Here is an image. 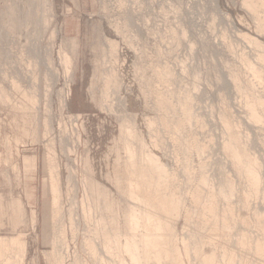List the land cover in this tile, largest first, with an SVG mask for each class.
Returning <instances> with one entry per match:
<instances>
[{
    "label": "rangeland",
    "instance_id": "1",
    "mask_svg": "<svg viewBox=\"0 0 264 264\" xmlns=\"http://www.w3.org/2000/svg\"><path fill=\"white\" fill-rule=\"evenodd\" d=\"M6 1L0 255L13 238L20 264H55L53 246L112 264L146 233L124 264H264V0H42L22 22ZM127 208L157 221L129 226L137 241Z\"/></svg>",
    "mask_w": 264,
    "mask_h": 264
},
{
    "label": "bare ground",
    "instance_id": "2",
    "mask_svg": "<svg viewBox=\"0 0 264 264\" xmlns=\"http://www.w3.org/2000/svg\"><path fill=\"white\" fill-rule=\"evenodd\" d=\"M44 1H46V0H44ZM30 2H35V3H37V4H42V0H7V1H6V3H7V4H6V7H7V11H8V12L11 11L10 13H8L9 16H10L11 21H18V20L20 21L21 19H25L26 17H25V18L22 17V18L20 19L21 15H20V12L17 10L18 8L16 9V5L19 4V3H21V5H22V12H23V11L26 10V9H30V6H31V3H30ZM21 5H20V6H21ZM17 6H18V5H17ZM38 6H39V5H38ZM6 7H5V8H6ZM2 10H3V9H2ZM36 10H38V7H37ZM7 11H6V12H7ZM39 11H40V9H39ZM35 12L38 13L37 11H35ZM24 13L27 14V17H30V14H29L28 11L23 12V16H26V15H24ZM6 16H8V15H6ZM11 16H12V17H11ZM41 16H42V15H41ZM8 18H9V17H8ZM25 20H26V19H25ZM30 20H31V19H30ZM7 21L9 22L10 20H7ZM23 21H24V20H23ZM26 21H27V20H26ZM26 21H24V22H26ZM42 21H43V20H42ZM20 22H22V21H20ZM32 22H33V21H32ZM9 23H10V22H9ZM12 23H13V22H12ZM43 23H44V22H43ZM14 24H16V23L14 22ZM33 24H34V23H33ZM38 24H39V23H38ZM13 26H14V25H13ZM24 30H25V29H24ZM25 33H26V32H25ZM64 55H65V54H64ZM65 57H66V55H65ZM65 57H64V60H66ZM67 57H68V56H67ZM68 59H69V58H68ZM66 61H67V60H66ZM66 61H65V62H66ZM67 64H68V63H67ZM0 86H1V85H0ZM1 88H3V87H1ZM0 90H1V89H0ZM1 93H2V92H1ZM4 93H5V92H4ZM6 93H7V92H6ZM2 95H3V94H2ZM7 95H8V94H7ZM0 97H1V96H0ZM4 97H5V96H4ZM104 97H105V96H104ZM1 98H3V97H1ZM8 98H9V97H8ZM5 100H6V99H5ZM1 101L4 102V100H1ZM6 101H7V100H6ZM103 101H104V100H103ZM8 106H9V105H8ZM129 131H130V130H129ZM128 133H129V132H128ZM46 134H47V133H46ZM128 146H130V145H128ZM128 146H126V144H125V147H127V148H125V150L127 149L128 151H130L131 149H133V148H131V147H129V149H128ZM130 148H131V149H130ZM142 150H143V149H142ZM132 151H133V150H132ZM141 152H142V151H141ZM131 153H132V152H131ZM131 153L129 152V154H131ZM133 153H134V152H133ZM49 155H50V154H49ZM127 155H128V152H127ZM133 155H135V154H133ZM133 155L131 154L130 156L128 155V158L126 157V158L128 159L127 162H129V161H130L129 163H131V161L134 162V159H133L134 157H133ZM131 156H132V157H131ZM148 156H150V155H148ZM148 156H146L147 158H145L147 162L150 160V159H148ZM49 158H50V157H49ZM49 158H47V159H49ZM137 158H138V157H137ZM149 158H150V157H149ZM152 158H153V157H152ZM152 158H151V159H152ZM51 159H52V158H51ZM127 159H126V160H127ZM145 159H144V160H145ZM154 159L156 160V158H154ZM136 160H137V159H136ZM136 160H135V161H136ZM138 160L140 161L141 159H138ZM138 160H137V161H138ZM144 160H143V162H144ZM152 160H153V159H152ZM152 160H151V161H152ZM137 161H136V162H137ZM139 161H138V162H139ZM48 162H49V161H48ZM51 162H52V160H51ZM143 162H142V163H143ZM140 163H141V162H140ZM140 163H139V165H140ZM154 163H155V161H153V164H154ZM51 164H52V163H51ZM51 164L49 163L50 166H51ZM136 164H137V163H136ZM144 164H145V162H144ZM149 164H150V163H149ZM52 165H53V164H52ZM126 165L130 167V165H128V164H126ZM133 165L135 166V162H134V164L132 163V166H133ZM139 165H138L137 167H139ZM146 165L149 166L148 164H146ZM151 165H152V164H151ZM158 165H159V164H157V165H152V166L155 167V166H158ZM141 166H143V165H140V167H141ZM147 166H146V167H147ZM159 166H160V165H159ZM52 167H53V166H52ZM146 167H145V169H146ZM150 167H151V166H150ZM126 168H127V167H126ZM130 168H132V167H130ZM147 168H148V167H147ZM159 168L162 169L163 167H159ZM159 168H158V169H159ZM139 169H140V170H141V169L144 170V167H143V168H139ZM149 169H150V168H149ZM155 169H157V167H156ZM155 169H153V170H155ZM51 170H52V169H51ZM53 170H54V169H53ZM53 170H52V171H53ZM131 170H132V169H131ZM134 170H135V169H134ZM125 171H126V169H125ZM128 171H129V170H127V172H128ZM135 171H136V170H135ZM138 171H139V170H138ZM144 171H145V170H144ZM155 171H156V170H155ZM161 171H163V170H161ZM161 171H160V172H161ZM127 172H126V173H127ZM129 172H130V171H129ZM140 172H141V171H140ZM146 172H147V169H146ZM149 172L151 173V171H149ZM163 172H164V171H163ZM51 173H52V172H51ZM53 173H54V172H53ZM131 173H132V172H131ZM137 173H138V175H139V172H136V175H137ZM143 173H144V172H143ZM54 175H55V174H54ZM128 175H129V174H128ZM128 175H127V176H128ZM132 175H133V174H132ZM141 175H142V173H141ZM149 175H151V174H149ZM127 176H126V177H127ZM145 176H146V175H145ZM161 176H162V175H161ZM53 177H54V176H53ZM53 177L51 176V182H52V180H53V182H55V179H54ZM128 177L130 178V176H128ZM55 178H57L56 175H55ZM143 178H144V177H143ZM146 179H147V177H146ZM148 179L151 181V178L148 177ZM126 180H127V179H126ZM134 180H135V179H134ZM140 180H141V177H140ZM152 180H153V179H152ZM64 181H65V180H64ZM135 181H136V180H135ZM142 181H143V180H142ZM56 182H57V179H56ZM128 182H129V183H128V184H129L128 186H130V183H131L132 181H131V182L128 181ZM138 182H139V180H138ZM146 182H147V180H146ZM146 182H144V184H145ZM126 183H127V181H126ZM149 183H151V182H149ZM136 184H137V183H136ZM142 184H143V183H142ZM144 184H143V185H144ZM155 184H156V183H155ZM114 185H115V184H114ZM131 185H132V184H131ZM151 185H152V184H151ZM153 185H154V184H153ZM128 186H127V184H126V187H128ZM135 186H136V185H135ZM137 186H139V185L137 184ZM137 186H136V187H137ZM146 186H147V185H146ZM57 187H58V186H57ZM57 187H56V190L58 189ZM136 187H135V189H137ZM140 187H141V186H140ZM150 187H151V186H150ZM156 187H157V186H156ZM52 188L55 189V187H52ZM152 188H153V187H152ZM152 188H151V189H152ZM53 189H50V190H51V193L53 192ZM131 189H132V188H131ZM138 189H140V188H138ZM128 190H129V188H128ZM149 190H150V188H149ZM153 190H154V189H153ZM95 191H96V193L98 194L97 189H95ZM95 191H94V192H95ZM126 191H127V190H126ZM137 191H139V190H137ZM157 191H158V190H157ZM129 192H130V193H131V192L133 193V191L131 190V191L126 192V194L128 195ZM153 192H154V191H153ZM155 192H156V191H155ZM53 193H55V192H53ZM53 193H52L51 195L53 196V201H52L53 203H52V204L54 205V204H56V202L59 201V199H55V198L58 197L59 195L56 196V194L53 195ZM56 193L60 194L61 192L59 193L58 190H57ZM99 193H100V192H99ZM130 193H129V194H130ZM135 193H136V192H135V190H134V194H135ZM137 193H139V192H137ZM157 193H158V192H157ZM92 194H93V193H92ZM127 195H126V196H127ZM157 195H158V194H157ZM130 196H131V194L129 195V197H130ZM135 196H136V195H135ZM135 196L132 195V196L130 197V200L132 199V197H133L134 199L137 198V200H135V201H138V199H139V200L141 199V198H138V197H135ZM129 197H128V198H129ZM141 197H143V196H141ZM51 198H52V197H51ZM58 198H59V197H58ZM145 198H146V197H145ZM89 199H90V198H89ZM56 200H58V201H56ZM142 200H145V199H142ZM142 200H141V201H142ZM60 201H61V200H60ZM86 201H89V200H87V198H86ZM94 201L96 202V199H95ZM132 201H133V200H132ZM135 201H134V202H135ZM145 201H146V200H145ZM83 202H84V201H83ZM91 202H92V201H91ZM148 202H149V201H148ZM148 202L146 201V203H148ZM169 202L172 203L171 200H169ZM87 203H88V202H87ZM17 204H18V203H17ZM90 204H91V203H90ZM94 204H95V206H96V203H94ZM94 204H93V205H94ZM53 205H52V208L55 209V208L53 207ZM59 205H60V204H59ZM59 205L57 206V204H56V205H54V206H55V207L57 206V207L59 208ZM81 205H82V204H81ZM85 205H88V204L85 203ZM85 205H84V206H85ZM91 205H92V204H91ZM105 205H106V203H105ZM105 205H104V206H105ZM82 206H83V205H82ZM97 206H98V205H97ZM111 206H112V205H111ZM131 206H132V205H130V207H131ZM86 207H87V206H86ZM99 207H100V206H99ZM99 207H98V209H99ZM107 207H108V204H107ZM19 208H20V207H18L17 209H19ZM58 208H57V209H58ZM88 208H90V207H87V209H88ZM94 208H95V210H97V207H94ZM94 208H93V209H94ZM103 208H104V207H103ZM131 208H134V207L132 206ZM131 208H130V209H131ZM87 209H86V210H87ZM90 209H91V208H90ZM90 209H89V210H90ZM100 209H101V208H100ZM100 209H99V210H100ZM105 209H106V208H105ZM111 209H112V207H111ZM127 209H128V211H130V212L132 211V212H133L132 209H131V210H129V208H127ZM134 209H135V208H134ZM83 210H85V209H83ZM86 210H85V211H86ZM135 210L137 211V209H135ZM135 210H134V211H135ZM139 210H141V209H139ZM20 211H21V210H20ZM31 211H32V210H31ZM55 211H56V209H55ZM57 211H58V210H57ZM81 211H82V210H81ZM87 211H88V210H87ZM100 211H102V210H100ZM89 212H90V211H89ZM89 212H88V213H89ZM97 212H99V211H97ZM130 212H125L126 214H124L125 218L128 219V220H127V219H125V220L128 221V223H129V225H126V227L128 226V227H127V228H128V229H127V232H131V233H132V234H131V236H132L131 239L134 238V239H136V241H137L138 236H139V237L141 236V234L139 233L141 230L139 231V229H138V231H139V232H138V231L136 230L138 227H136V226H137L139 223H141V222L138 223L139 219H138V217H136L137 215H134V213L137 214L138 211H137V212H133V213H130ZM141 212H142V211H141ZM141 212H140V213H141ZM143 212H149V211H145V210H144ZM102 213H103V212H102ZM127 213H128V214L130 213L131 215H129V217H127V216H128ZM55 214H56V213H55ZM82 214H83V216L86 215V217H87V215H89L90 213L87 214V212H86V214H84V212H83ZM100 214H101V212H100ZM132 214H133V215H132ZM143 214H144V218H146V219L149 220V217L151 216V214H150V216H148V217H146V216L148 215L147 213H143ZM145 214H147V215H145ZM138 215H139V214H138ZM71 216H72V215H71ZM89 216H90V215H89ZM141 216H142V215H141ZM86 217H85V219H86ZM118 217H119V216H118ZM151 217H152V216H151ZM153 217H155V215H154ZM83 218H84V217H83ZM89 218H90V217H89ZM113 218H114V217H113ZM113 218H112V219H113ZM116 218H117V217L115 216L114 219H115V220H118V219H116ZM123 218H124V217H123ZM139 218H140V215H139ZM144 218H140V221L144 220ZM156 218H157V216H156ZM156 218H155V219H156ZM69 219H70V218H69ZM112 219H111V220H112ZM120 219H121V218H120ZM141 219H142V220H141ZM146 219H145V221H143L142 224H139V225H143V224H145V225H147V227H148V224L151 223V222L149 221V223H148V222H147V223H144V222H146ZM157 219H159V218H157ZM157 219H156V220H157ZM87 220H88V219H87ZM87 220H86V221H87ZM115 220H114L113 222H115ZM137 220H138V221H137ZM151 220H152V223H153V221H155L154 219H151ZM69 221H70V220H69ZM126 221H125V222H126ZM111 222H112V221H111ZM116 222H118V221H116ZM116 222H115V224H117ZM119 222H120V220H119ZM123 222H124V219H123ZM158 222H160V221H158ZM76 223H77V222H76ZM126 223H127V222H126ZM152 223H151V224H152ZM155 223L157 224V221H155ZM161 223H162V222H161ZM60 224H61V223H60ZM71 224H72V223H71ZM120 224H121V223H120ZM156 224H154V225H156ZM53 225H55V223H54ZM118 225H119V223L117 224V226H118ZM152 225H153V224H152ZM152 225H149V226H152ZM160 225H161V224H160ZM160 225H158V226H154V227H160ZM121 226H122V225H121ZM123 226L125 227V224H123ZM123 226H122V227H123ZM129 226H134V228H136V229H134V230H133V228H132V231H134L135 234H136V231L139 233V235L136 234V235H137V238H136V237H133L135 234H133V232L131 231V228H129ZM143 226H144V225H143ZM143 226H141V227H143ZM161 226H162V225H161ZM75 227H76V226H75ZM126 227H125V228H126ZM139 227H140V226H139ZM145 227H146V226H145ZM145 227H144V229H143V228H140V229H142L141 232H143V231L145 230ZM55 228H56V227H55ZM58 228H59V227H58ZM152 228H153V227H152ZM56 229H57V228H56ZM72 229H73V228H72ZM118 229H120L119 226H118ZM118 229H117V230H118ZM123 229H124V228H122V230H121L120 232H119V230H118V232L121 234V232L123 231ZM129 229H130V231H129ZM146 229H147V228H146ZM156 229H157V228H156ZM117 230H116V231H115V230H112V231H114L113 233L116 232V234H117ZM147 230H148V229H147ZM160 230H162V227L160 228ZM112 231H111V232H112ZM151 231H152V230H151ZM153 231H154V230H153ZM156 231H157V230H156ZM124 232H125V229H124ZM145 232H146V231H145ZM57 233H58V232H57ZM57 233H56V234H57ZM59 233H60V232H59ZM59 233H58V236H61L62 233H61L60 235H59ZM113 233H112V234H113ZM119 233H118V235H119ZM143 233H144V232H143ZM155 233H156V232H155ZM161 233H162V232H161ZM109 234H110V233H109ZM116 234H115V235H116ZM144 234H146V233H144ZM144 234H142L141 238H144V240H145V237H143V236H145ZM149 234H151V232H149ZM113 235H114V234H113ZM113 235H110V236L114 237L115 235H114V236H113ZM123 235H124V234H123ZM126 235H127V234H126ZM129 235H130V233H129ZM156 235H158V234H156ZM54 236H55V235H54ZM63 236H64V235H63ZM121 236H122V234H121ZM131 236H129V237H131ZM146 236L148 237L147 234H146ZM149 236H150V235H149ZM153 236H154V235H153ZM158 236H159V235H158ZM158 236H157V237H158ZM55 237H56V236H55ZM61 237H62V236H61ZM117 237H118V239H119V236H117ZM122 237H123V236H122ZM124 237H125V236H124ZM127 237H128V236H127ZM151 237H152V236H151ZM159 237H160V236H159ZM164 237H165V236H164ZM53 238H54V237H53ZM114 238H115V237H114ZM141 238H140V239H141ZM152 238H154V237H152ZM160 238H161V237H160ZM160 238H158V239H160ZM165 238H166V237H165ZM55 239H56V238H55ZM63 239H64V238H63ZM63 239L61 238V241H62ZM108 239H110V238H108ZM118 239H116V240H118ZM146 239H147V238H146ZM148 239H149V238H148ZM155 239H156V241H158L157 238L155 237V238L153 239V242L155 241ZM53 240H54V239H53ZM87 240H88V239H87ZM111 240H112V239H111ZM111 240H109V241H111ZM114 240H115V239H114ZM114 240H112V241H114ZM119 240L121 241V240H123V238H121V239H119ZM129 240H130V239H129ZM144 240H141V244H140V245H143V247H144V245L147 243V241H146V243L143 244L144 242L142 243V241H144ZM161 240H162V239H161ZM161 240H160V241H161ZM59 241H60V240H59ZM90 241H91V240H90ZM109 241H107V242H109ZM124 241H125V240H124ZM124 241H121L120 243H122V242H124ZM127 241H128V239H127ZM127 241H125V242H127ZM131 241H132V240H131ZM131 241H128V242L131 243ZM134 241H135V240H134ZM134 241H133V242H134ZM136 241H135V242H136ZM52 242H53V241H52ZM55 242H56V241H55ZM83 242H84V241H83ZM85 242H87V241H85ZM91 242L94 243V241H91ZM114 242H115V241H114ZM118 242H119V241H117V244H118ZM125 242H124V245L126 244ZM138 242H139V239H138ZM138 242H137V243H138ZM149 242H150V241H149ZM158 242H159V241H158ZM162 242H163V240H162ZM164 242H165V240H164ZM166 242H167V241H166ZM22 243H23L22 241L20 242L18 239H13V238L10 239L8 243H5L7 246H9V247L12 248L14 254H13L12 256H4V257H2V256L0 255L1 264H20V263H22V260H23V259H22V257H23V252H24V249H25V247H24V243H23V244H22ZM59 243H61V242H59ZM130 243H129V244H130ZM137 243H136V244L134 243V244H135V247H136V245L138 246ZM150 243H151V242H150ZM156 243H157V242H156ZM156 243H155V244H156ZM61 244H62V243H61ZM110 244H111V242H110ZM112 244H113V242H112ZM115 244H116V242H115ZM117 244H116V245H117ZM129 244H128V245H129ZM131 244L134 245L133 243H131ZM153 244H154V243H153ZM158 244H159V243H158ZM6 245H5V247H6ZM16 245H17V246H16ZM53 245H55V244L53 243ZM85 245H87V244L85 243ZM89 245H91V244L89 243ZM113 245H114V244H113ZM119 245H120V244H119ZM132 245H131V246L129 245V246H130V247H133ZM147 245H148V244H147ZM147 245H146V247H147ZM150 245H151V244H150ZM150 245H148V247H149ZM164 245H165V244H164ZM87 246H88V245H87ZM102 246L105 248V246H108V244H107V245L105 244V246H104V245H102ZM102 246H100V248H101ZM121 246H123V245L121 244L120 247H119L118 249H121V248H122ZM125 246H127V244H126ZM165 246H166V245H165ZM56 247H57V246H56ZM56 247L53 246V250L56 252V254H55V253L53 254V255H55V256H54V258H55V260H54L55 262H54V263H55V264H65V263H64V260H63V257H62V256H63V255H62L63 253L61 254V253L58 251L59 249H57ZM89 247H90V246H89ZM89 247H88V248H89ZM92 247L95 248V245L93 246V244H92ZM108 247H109V246H108ZM108 247H107V249H108ZM111 247H112V245H111ZM115 247H116V246H115ZM127 247H128V246H127ZM130 247H128V249H127L126 247H125V248H126L127 250H129ZM135 247H134V249H133V253H134L135 255H137V254L139 255V253H137V250H139L140 248L138 249L137 247H136V248H135ZM139 247H141V246H139ZM143 247H142V251H143ZM155 247H156V245H155ZM160 247H163V246L161 245ZM169 247H170V246H169ZM109 248H110V247H109ZM112 248H113V247H112ZM153 248H154V247H153ZM157 248H158V247H157ZM166 248H167V247H166ZM6 249H8V247H6ZM9 249H10V248H9ZM105 249H106V248H105ZM107 249H106V250H107ZM113 249H114V248H113ZM115 249H116V248H115ZM118 249H117V250H118ZM126 249H124V247H123L124 252H126V254H128V252H130V251L127 252ZM135 249H136V253H135ZM146 249H147V248H146ZM150 249H151V248H150ZM158 249H159V248H158ZM168 249H169V248H168ZM97 250H98V249H97ZM102 250H103V248H102ZM106 250H104V251H106ZM121 250H122V249H121ZM123 250H122L121 252H120L119 250L117 251V252H120V253L122 254V257H121V254H120V257L122 258V260H121V258H120V259L118 258V260H121L122 262L120 261V262H121V263H120V262L116 259L117 264H122L123 262H128V261H131V260H132V259H131V260H128V258H127V260L123 261V260H124V259H123V258H124ZM125 250H126V251H125ZM153 250H154V249H153ZM156 250H157V249H155L154 252H156ZM159 250H160V249H159ZM54 251H53V252H54ZM94 251H95V249H94ZM94 251L91 250V252H94ZM114 251H116V250H114ZM140 251H141V249H140ZM140 251H139V252H140ZM142 251H141V253H142ZM163 251H164V249H163ZM167 251H168V250H167ZM170 251H171V249H170ZM0 252H1V250H0ZM110 252H113V250L110 251ZM110 252L107 251L106 253H109V254H110ZM151 252H152V251H151ZM154 252H152V253H154ZM160 252H161V251H160ZM97 253H98V252H97ZM97 253H96V254H97ZM114 253H116V252H114ZM141 253H140V254H141ZM147 253H148V251H147ZM165 253H167V252H164V254H165ZM117 254H118V253H117ZM124 254H125V253H124ZM126 254H125V255H126ZM134 254H133V255H134ZM145 254H146V253H145ZM154 254H155V253H154ZM168 254H170V253H168ZM93 255H95V253H94ZM135 255H134V256H135ZM138 255H137V256H138ZM141 255H142V254H141ZM152 255H153V254H152ZM152 255H151V256H152ZM160 255H161V254H160ZM166 255H167V254H166ZM115 256H117V255H115ZM118 256H119V254H118ZM130 256H131V255H130ZM130 256H129V257H130ZM155 256H156V254H155ZM167 256H168V255H167ZM95 257H96V255H95ZM126 257H127V256H126ZM140 257H141V256H140ZM142 257H144V256H142ZM142 257H141V258H142ZM159 257H160V256H159ZM159 257H158V255H157V258H159ZM116 258H117V257H116ZM130 258H132V256H131ZM130 258H129V259H130ZM157 258H156V259H157ZM163 258H164V257H163ZM169 258H170V257H169ZM112 259H113V258H112ZM112 259H111V260H112ZM134 259H135V258H134ZM137 259H138V258H137ZM145 259H146V256H145ZM145 259H144V260H145ZM167 259H168V258H167ZM167 259H166V260H167ZM111 260H110V261H111ZM135 260H136V259H135ZM142 260H143V258H142ZM160 260H161V259H160ZM163 260H164V259H163ZM172 260H173V259H172ZM105 261H106V260H104V262H105ZM108 261H109V260H108ZM110 261H109L108 263H110ZM113 261H114V260H113ZM116 261L114 262L115 264H116ZM138 261H139V260H138ZM140 261H141V260H140ZM151 261H152V260H151ZM154 261H156V260L154 259ZM154 261L152 262V264L155 263ZM168 261H170V260L168 259ZM168 261H167V262L165 261V262L168 263ZM101 262H102V260H101ZM145 262H146V261H145ZM145 262H144V263H145ZM165 262H164V263H165ZM68 263H69V262H68ZM106 263H107V262H105L104 264H106ZM111 263H112V262H111ZM114 263H112V264H114ZM130 263H131V262H130ZM130 263H129V264H130ZM134 263H135V262H134ZM138 263H139V262H138ZM141 263H143V261H142ZM141 263H139V264H141ZM164 263H163V264H164ZM166 263H165V264H166ZM172 263H173V262H172ZM174 263H175V262H174ZM174 263H173V264H174ZM176 263H177V262H176ZM69 264H79V263H78V258H77V257H74V260H73L72 262H70ZM102 264H103V263H102ZM123 264H124V263H123ZM125 264H126V263H125ZM131 264H133V263H131ZM135 264H136V263H135ZM150 264H151V263H150ZM158 264H159V263H158ZM169 264H171V263H169Z\"/></svg>",
    "mask_w": 264,
    "mask_h": 264
}]
</instances>
